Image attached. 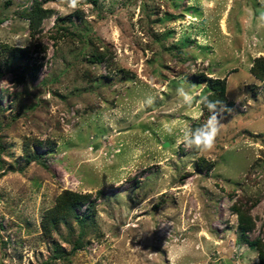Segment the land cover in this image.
<instances>
[{
    "label": "rangeland",
    "instance_id": "obj_1",
    "mask_svg": "<svg viewBox=\"0 0 264 264\" xmlns=\"http://www.w3.org/2000/svg\"><path fill=\"white\" fill-rule=\"evenodd\" d=\"M32 2L0 0V264H258L244 240L264 241V0H38L52 13L36 30ZM199 76L226 81L211 152L164 131L207 119ZM64 190L93 212L46 235Z\"/></svg>",
    "mask_w": 264,
    "mask_h": 264
},
{
    "label": "trees",
    "instance_id": "obj_2",
    "mask_svg": "<svg viewBox=\"0 0 264 264\" xmlns=\"http://www.w3.org/2000/svg\"><path fill=\"white\" fill-rule=\"evenodd\" d=\"M51 10L43 8L42 4L38 0H33L32 5L23 12V16L29 20L31 29L36 30L45 18L50 17ZM104 55L95 53L93 60L102 61ZM251 74L258 80L264 81V57H258L255 59L253 65L250 68ZM201 82H205L210 89V93L206 96L208 100L220 102L221 107L226 103V81L224 78H207L199 76ZM203 97V98H204ZM201 103V101H200ZM203 111H207L206 107H203ZM203 122H193L191 127H197ZM40 145V143H38ZM204 160H201V167H203ZM87 194H79L71 190H64L56 199L55 205L46 210L42 218V229L46 235L50 233L52 229H56L58 224L63 221H67L71 218H77L75 210L77 208L84 207V214L81 216L80 221H83L84 217L92 214L93 203L88 201ZM232 210L237 214L238 228L241 233V238H246L245 233L252 231L254 222L247 211L238 206H233ZM249 246L253 247L257 251L258 264H264V241L260 238H256L248 241L244 240Z\"/></svg>",
    "mask_w": 264,
    "mask_h": 264
},
{
    "label": "clouds",
    "instance_id": "obj_3",
    "mask_svg": "<svg viewBox=\"0 0 264 264\" xmlns=\"http://www.w3.org/2000/svg\"><path fill=\"white\" fill-rule=\"evenodd\" d=\"M70 8L75 9L78 6L79 0H67ZM264 13L259 17V23L264 27ZM174 28L183 29L184 26L173 25ZM178 94L181 98L180 109H193L196 102V97L185 88H180ZM200 105L208 109L209 115L207 119L197 127L179 126L177 124L166 125L164 131L168 135L177 136V145H183L187 149H194L198 152H211L215 147L216 138L221 131V122L219 111L221 109L220 102L208 100L207 97L202 98ZM195 104L198 115L193 119H200L203 115V108Z\"/></svg>",
    "mask_w": 264,
    "mask_h": 264
}]
</instances>
